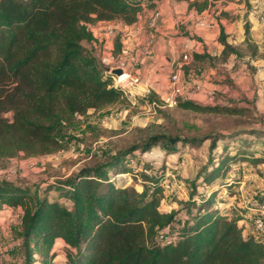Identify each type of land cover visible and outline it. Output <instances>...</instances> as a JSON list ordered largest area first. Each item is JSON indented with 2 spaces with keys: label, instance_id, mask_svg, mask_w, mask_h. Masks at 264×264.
Instances as JSON below:
<instances>
[{
  "label": "trees",
  "instance_id": "1",
  "mask_svg": "<svg viewBox=\"0 0 264 264\" xmlns=\"http://www.w3.org/2000/svg\"><path fill=\"white\" fill-rule=\"evenodd\" d=\"M142 1L0 0V159L55 153L60 147L57 135L73 117L123 103L124 91L113 86L101 59L89 53L84 43L95 40L90 27L97 23L135 24ZM175 1L187 2L189 9L202 13L218 0ZM249 29L246 23L245 43L254 58L256 47L249 41ZM220 32L222 60L239 57L240 51L227 42L223 28ZM121 48L117 38L112 55L120 54ZM209 58L194 54L197 62ZM178 107L215 115L244 111L182 100ZM242 137L248 138L237 144ZM251 139L258 148L264 128L199 136L150 133L118 157L85 167L48 187L58 192L52 201L30 187L0 183V209L23 211L22 252L27 264H54L57 241L63 243V264H264V239L246 235L240 219L217 206L225 202L220 189L235 194L228 181L232 170L241 174L244 162L253 167L264 164L263 149L261 156L246 152L253 147ZM207 141L210 160L200 169L199 180L211 190L183 217L176 211H161L170 168L166 163L152 173L146 172L148 168L133 171L126 161L122 164L134 152L145 154L162 146L171 156L179 144L200 148ZM124 173L133 177L130 186L116 183ZM165 229L174 233L176 241L158 242L157 235Z\"/></svg>",
  "mask_w": 264,
  "mask_h": 264
},
{
  "label": "rangeland",
  "instance_id": "2",
  "mask_svg": "<svg viewBox=\"0 0 264 264\" xmlns=\"http://www.w3.org/2000/svg\"><path fill=\"white\" fill-rule=\"evenodd\" d=\"M244 3L249 14L257 18L260 24L264 23V20L261 21L264 17V0H244ZM246 21V17L241 21L242 30L245 29ZM84 45L90 51L88 43L85 42ZM263 45L264 43H258L260 52L254 62L252 52L244 44L238 46L240 56L233 55L227 61L222 60L215 47L209 50V62L194 63L189 55L188 61L184 62L185 53L179 57V63L183 64L180 73L184 82L182 101H192L204 106H233L244 110L241 115L202 114L183 110L178 106L164 107L161 105L162 99L168 93L164 97L154 93L152 99L148 98L150 93H146L143 97L138 96L133 103L126 98L123 103L98 112L89 110L86 115L75 116L69 123H65L57 135L60 147L55 153L38 157L19 154L12 159H0V183L30 187L40 197L47 196L52 201L56 199L58 192L56 188L49 191L48 187L61 184L85 167L118 157L126 148L150 133L199 136L209 132L230 133L243 128H264V59L261 58L264 55ZM102 57L108 56L101 54L99 58ZM137 91L141 92L140 89ZM8 118L11 116L8 115ZM247 138H240L237 144H242ZM251 140L253 147L246 152L261 156L264 140L258 148L254 147L255 139ZM219 151L220 149L215 151V157ZM209 160L207 141L200 148L179 144L176 154L171 156L165 154L162 146H157L145 154L134 152L122 164L126 161L133 166V171L148 168L146 172L152 173L166 163L170 168L166 171L161 211H176L179 217H183L193 206H198L211 190L204 187L199 180L200 169ZM241 170V174L232 170L228 176L235 194L229 195L227 189H220V198L225 202H220L217 206L229 211L231 218H238L242 213L241 218L247 220V225L250 226L249 229L246 228L245 234L264 239V230L258 232L254 225L260 210L264 216V164L253 167L249 162H244ZM120 175L116 178L118 185L132 184L131 174ZM233 179L237 185L231 181ZM135 188L138 192L142 191L139 185H135ZM22 214L21 209H0L1 262L9 257L19 261V264H27L22 252ZM55 252L57 257L54 264H63L65 251L61 241H57ZM38 263L34 261L33 264Z\"/></svg>",
  "mask_w": 264,
  "mask_h": 264
},
{
  "label": "crops",
  "instance_id": "3",
  "mask_svg": "<svg viewBox=\"0 0 264 264\" xmlns=\"http://www.w3.org/2000/svg\"><path fill=\"white\" fill-rule=\"evenodd\" d=\"M224 2L227 1L218 0L209 9L199 13L189 9L187 2L143 0L135 24L126 25L122 21V28L114 33L106 31V25L110 22H100L91 26L95 40L88 43L90 50L88 52L92 54L94 50L92 55L98 58L101 54L110 56L115 50V40L118 38L122 49H128L140 59L139 67L130 68V71L141 79L138 89L143 96L152 92L164 97L170 89L169 77L178 69L179 57L182 53L189 55L194 63H199L194 60V54L208 55L212 47L221 54L223 51V46L219 42L221 28L224 29L229 44L238 50L241 44L247 46L245 29H241V21L245 17L247 18L245 24L248 22L250 27L249 41L256 47V56L252 57V62L256 61L260 52L258 43H264V23L260 24L257 18L249 14L244 6V0L227 2L226 5ZM154 11L160 12V19L156 28L152 29L149 23ZM200 18H204L206 23L212 24L213 27L208 29L198 26L197 21ZM149 39L153 41L151 52L144 55L142 49ZM261 58L264 59V55ZM204 62L209 60L201 63ZM240 215L239 226L243 227L246 233L250 226L247 225V220L241 218L243 214ZM14 260L7 257L4 262L0 260V264H19V261Z\"/></svg>",
  "mask_w": 264,
  "mask_h": 264
},
{
  "label": "built area",
  "instance_id": "4",
  "mask_svg": "<svg viewBox=\"0 0 264 264\" xmlns=\"http://www.w3.org/2000/svg\"><path fill=\"white\" fill-rule=\"evenodd\" d=\"M160 19V12L154 11L151 18L149 27L152 29H155ZM264 20V17L261 18V21ZM198 26L205 27L208 29H211L213 27L212 24H207L206 20L204 18H200L197 21ZM123 26V23L120 21H112L108 25H106V31L110 33H114L118 30H120ZM152 39H149L145 45V47L142 49V53L144 55H148L151 52V46H152ZM184 62L188 61V55L185 54L183 56ZM102 63L104 66L107 67H116L121 66L126 68V74L122 77H113V86L115 88H121L124 91V96L127 98L131 103L132 101H136V98L143 97V94L141 92H138V87L141 83V79L131 73L130 68H137L140 64V59L138 56L133 55L130 53V51L126 48H121V52L119 55L114 56L110 55L108 57H102L101 58ZM183 69V64H180L178 69L174 71L170 78V89L168 91V94L162 99L161 105L164 107H176L178 106V103L183 98L184 94V82L181 77V70ZM155 104V103H154ZM263 214V212L260 210ZM259 214V217L255 218L254 225L255 230L258 232H263L264 230V216L262 214ZM157 240L159 243L162 244H171L174 241H176V236L174 233L169 230L165 229L157 235Z\"/></svg>",
  "mask_w": 264,
  "mask_h": 264
},
{
  "label": "water",
  "instance_id": "5",
  "mask_svg": "<svg viewBox=\"0 0 264 264\" xmlns=\"http://www.w3.org/2000/svg\"><path fill=\"white\" fill-rule=\"evenodd\" d=\"M126 68L121 67V66H116V67H107L106 68V73L109 74L112 77H122L126 74Z\"/></svg>",
  "mask_w": 264,
  "mask_h": 264
},
{
  "label": "bare ground",
  "instance_id": "6",
  "mask_svg": "<svg viewBox=\"0 0 264 264\" xmlns=\"http://www.w3.org/2000/svg\"><path fill=\"white\" fill-rule=\"evenodd\" d=\"M122 177V175H120V178Z\"/></svg>",
  "mask_w": 264,
  "mask_h": 264
}]
</instances>
